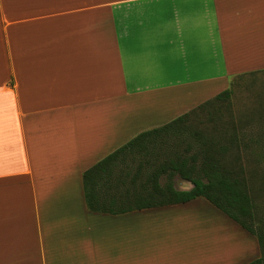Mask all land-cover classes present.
Wrapping results in <instances>:
<instances>
[{
	"label": "crops",
	"instance_id": "1",
	"mask_svg": "<svg viewBox=\"0 0 264 264\" xmlns=\"http://www.w3.org/2000/svg\"><path fill=\"white\" fill-rule=\"evenodd\" d=\"M260 69L264 0H0V264L259 258L203 197L92 211L83 172Z\"/></svg>",
	"mask_w": 264,
	"mask_h": 264
},
{
	"label": "trees",
	"instance_id": "2",
	"mask_svg": "<svg viewBox=\"0 0 264 264\" xmlns=\"http://www.w3.org/2000/svg\"><path fill=\"white\" fill-rule=\"evenodd\" d=\"M243 74L234 75L230 86L214 97L161 126L140 132L87 168L83 186L88 209H147L203 197L258 237L261 255L247 264H264V220L240 154L231 155V147L240 146L239 124L227 119L216 133V118L221 117L223 106L232 117L233 78ZM201 113L208 117H200ZM192 116L205 127L195 128ZM206 121L212 131H206ZM177 180L190 182L191 187H179Z\"/></svg>",
	"mask_w": 264,
	"mask_h": 264
},
{
	"label": "rangeland",
	"instance_id": "3",
	"mask_svg": "<svg viewBox=\"0 0 264 264\" xmlns=\"http://www.w3.org/2000/svg\"><path fill=\"white\" fill-rule=\"evenodd\" d=\"M233 79H235L232 85L234 92L230 110L232 117L223 106L221 117L216 118L218 119V128L215 132L222 131V126L227 122V119H233L239 124L238 132H235L240 135V146L231 147V155L240 154V160L246 168L252 194L258 205V213L264 220V70L245 73ZM200 117L207 118L208 116L201 113ZM191 122L195 128L205 127V124H200L196 116L191 117ZM210 125L206 121V131H212ZM233 131L231 129L230 133ZM177 182L179 187H191L190 182L182 180H177ZM231 221L233 220L231 219ZM224 236H226L229 248V242L238 236V233L229 230L222 236L223 240Z\"/></svg>",
	"mask_w": 264,
	"mask_h": 264
}]
</instances>
